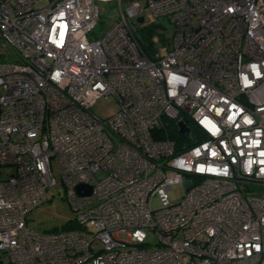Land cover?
I'll return each mask as SVG.
<instances>
[{
    "label": "built area",
    "instance_id": "2783aa9c",
    "mask_svg": "<svg viewBox=\"0 0 264 264\" xmlns=\"http://www.w3.org/2000/svg\"><path fill=\"white\" fill-rule=\"evenodd\" d=\"M53 160L77 228L36 233ZM0 264H264V0H0Z\"/></svg>",
    "mask_w": 264,
    "mask_h": 264
},
{
    "label": "rangeland",
    "instance_id": "374dc122",
    "mask_svg": "<svg viewBox=\"0 0 264 264\" xmlns=\"http://www.w3.org/2000/svg\"><path fill=\"white\" fill-rule=\"evenodd\" d=\"M101 19L97 23L95 30L101 32L109 28L117 18V10L115 5L111 2H104L100 5ZM162 21V20H160ZM159 21V22H160ZM159 22L154 25L157 27V32L164 33L166 38H170L172 34V27L167 21H164L160 26ZM119 104L117 100L110 97H101L96 100L92 106L91 111L98 117L105 119L117 112ZM52 175L56 179L57 183L47 189V199L40 206L33 209L27 215L28 227L36 232H50L55 229L62 228L63 224H66L75 215L71 206L65 198V189L61 184L60 167L56 160L52 161ZM103 171L96 173V177L100 178L104 176ZM185 194V186L178 179L171 186L168 191L169 199L172 203L179 202ZM152 206L154 209L161 207L162 203L158 197L151 198ZM90 229V227H89ZM146 242L149 244H156L158 242L157 236L154 232H149Z\"/></svg>",
    "mask_w": 264,
    "mask_h": 264
},
{
    "label": "trees",
    "instance_id": "16d2710c",
    "mask_svg": "<svg viewBox=\"0 0 264 264\" xmlns=\"http://www.w3.org/2000/svg\"><path fill=\"white\" fill-rule=\"evenodd\" d=\"M157 27L152 24L150 26H148L147 28H145L142 32V37H141V42L144 43V45H146V48L148 50V52L153 51V47L158 44H163L162 42L165 41L164 39V33H159L157 32ZM154 36H159L158 41H154ZM165 43V42H164ZM166 130H167V134L168 136L171 137H176L177 136V128L174 125L173 122L168 121L167 124H165ZM72 219H70L66 224H63L62 228L60 229H71V228H77V226L75 225V223H73L71 221Z\"/></svg>",
    "mask_w": 264,
    "mask_h": 264
},
{
    "label": "water",
    "instance_id": "95a60500",
    "mask_svg": "<svg viewBox=\"0 0 264 264\" xmlns=\"http://www.w3.org/2000/svg\"><path fill=\"white\" fill-rule=\"evenodd\" d=\"M137 22H138L139 24H141V23H142V18H141V17L138 18V19H137ZM177 125H178V130H179L181 133H186V132L189 131V128L186 126V124H185L184 122H182V121H178V122H177ZM82 187H83L82 185H79V186L77 187L76 191H77L79 194H81L82 196L89 195L90 192H91V188L88 187L83 193H80Z\"/></svg>",
    "mask_w": 264,
    "mask_h": 264
}]
</instances>
